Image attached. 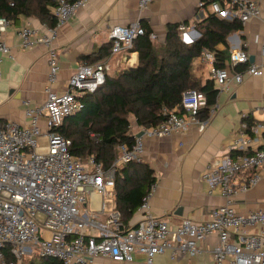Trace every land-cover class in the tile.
I'll return each mask as SVG.
<instances>
[{"label": "built area", "instance_id": "2783aa9c", "mask_svg": "<svg viewBox=\"0 0 264 264\" xmlns=\"http://www.w3.org/2000/svg\"><path fill=\"white\" fill-rule=\"evenodd\" d=\"M89 0H54L51 9L56 26L33 27L30 22L17 33L19 48H44L47 57V82H56L59 73L58 55L54 43L58 28ZM151 0H139L138 9L145 10ZM261 0H210L211 14L241 26L261 17ZM206 4L198 3L199 8ZM224 7V8H223ZM223 10H225L223 12ZM10 22L0 19V54L10 53L3 36ZM177 32L186 44L199 38L198 32L179 24ZM145 35L138 24L113 26L109 30L111 54L129 52L134 42ZM154 41L156 36L149 35ZM259 42V64L250 63L243 48L230 51L223 68L215 67L212 52L203 50L198 62L207 69L208 79L217 87L218 94L228 93L243 82L245 76L259 77L264 72V35ZM245 69L239 71V68ZM109 66L105 63L77 67L70 76L66 91H46V100L38 107L28 106L24 111L26 124L0 122V264H6L4 249L18 261L37 251L39 258L55 259L62 264H88L96 258L113 262H132L134 254L153 264L155 256L167 251L173 256L197 253L196 243L217 236V245L211 249L214 264H264V208L240 214L234 208V199L254 189L264 179V145L254 147L252 136L264 133V123L247 124L243 117L241 131L229 146L226 155L215 164H207L202 178L208 194L217 193L224 203L216 207L204 223L183 220L177 226L155 218L150 201L156 183L137 209L138 220L125 229L120 214L112 208L105 223L97 215L105 210L113 197L117 170L127 163H140L145 154L144 140H160L180 136L192 128L208 124L201 120L199 111L205 97L196 91L182 94V114L164 110L166 119L155 127L130 128L134 141L131 146H118V154L108 169L90 156L80 162L69 152L70 142L60 133L64 120L81 109L79 98L93 94L105 81ZM141 134V137H137ZM85 207V209H84ZM39 215L43 219L38 218ZM258 229V233H251ZM260 229V230H259ZM90 259V261H89Z\"/></svg>", "mask_w": 264, "mask_h": 264}, {"label": "crops", "instance_id": "0c3cea01", "mask_svg": "<svg viewBox=\"0 0 264 264\" xmlns=\"http://www.w3.org/2000/svg\"><path fill=\"white\" fill-rule=\"evenodd\" d=\"M138 1L89 0L84 8L60 26L54 43L59 73L53 84H49L46 79L48 66L44 48L36 46L21 50L17 36L26 22L36 28L44 24L25 17H19L15 23L10 24L3 36L10 53L0 54V122L26 124V108L43 105L47 90L54 93L65 92L68 79L83 63H105L109 66L107 75L110 76L135 68L137 54L130 51L113 56L110 46L109 55L101 58L99 51L111 43V27L132 23L146 25L156 36L154 41L162 43L168 25L185 24L197 33L195 26L211 14L210 0H151L142 11L138 9ZM199 2L206 4L204 8L198 7ZM260 8V19L251 20L241 26L240 30L222 34L225 44L218 43L214 49L227 51V58L223 63L228 60L230 51L236 48H243L254 63H260L261 45L255 42V37L261 38L264 35V0H261ZM192 68L198 79L202 82L208 80L207 69L199 64L198 59ZM214 87L217 89L215 85ZM211 109L213 114L208 118V124L202 128H192L171 138L144 140V160L156 178V190L150 201L151 214L171 226H177L183 220L204 223L210 219L211 212L224 203L217 193L208 194L207 184L202 178L204 168L207 164L218 163L230 154L228 148L241 131L243 117L251 124L264 123V72L259 77L245 76L243 82L233 86L230 92L218 94ZM132 127L136 134L134 123ZM252 137L255 148L264 145V133ZM233 205L240 214L264 208V179L254 189L238 195ZM112 208L114 190L104 212L97 215V221L105 223ZM137 220L136 211L129 227L135 225ZM251 233H258V229ZM217 241V236L198 241L194 257L173 256L167 251L155 256L153 264H214L211 249L217 245ZM88 264H146V261L144 256L134 254L132 262L117 263L107 258H96Z\"/></svg>", "mask_w": 264, "mask_h": 264}, {"label": "trees", "instance_id": "16d2710c", "mask_svg": "<svg viewBox=\"0 0 264 264\" xmlns=\"http://www.w3.org/2000/svg\"><path fill=\"white\" fill-rule=\"evenodd\" d=\"M54 0H0V19L10 24L19 17L34 18L39 24L56 26L51 9ZM224 8V7H223ZM145 35L133 44L130 53L137 54L135 68L123 70L113 76L106 75L104 83L93 93L79 98L81 109L66 118L59 133L70 142L69 152L80 162L90 156L108 169L118 154V146H131V122L136 127H155L166 119L167 112L182 114L181 98L186 91H196L205 97V105L199 111L201 120L208 118V110L215 104L218 90L212 80L202 82L193 73V63L203 50L212 52L215 67L223 68L227 51L214 49L225 44L223 33L241 29L237 20L221 19L215 14L195 26L199 38L192 44L182 42L177 28L168 25L165 40H150L151 31L141 25ZM111 43L99 51L101 58L109 55ZM245 66L239 68V71ZM244 121L251 125L248 119ZM156 183L153 170L145 163H127L116 172L114 209L120 214L125 229L151 186ZM6 264L17 260L4 249ZM28 264H62L55 259L39 258Z\"/></svg>", "mask_w": 264, "mask_h": 264}, {"label": "rangeland", "instance_id": "374dc122", "mask_svg": "<svg viewBox=\"0 0 264 264\" xmlns=\"http://www.w3.org/2000/svg\"><path fill=\"white\" fill-rule=\"evenodd\" d=\"M225 10H223V12H224ZM181 37V36H180ZM182 40V39H181ZM183 42V41H182ZM154 43L155 44H158L157 43V40L156 41H154ZM184 43V42H183ZM131 126H133V121L131 122ZM143 163H145V160H144V158H143V161H142ZM146 164V163H145ZM38 218H40V219H43V216L42 215H39L38 216ZM38 260V256H37V251H32V253L29 255V256H27V255H25V256H23L20 260H18L17 261V264H28V263H30V262H36Z\"/></svg>", "mask_w": 264, "mask_h": 264}, {"label": "water", "instance_id": "95a60500", "mask_svg": "<svg viewBox=\"0 0 264 264\" xmlns=\"http://www.w3.org/2000/svg\"><path fill=\"white\" fill-rule=\"evenodd\" d=\"M253 61H254L253 58H249L250 63H253ZM137 137H141V134H138ZM89 261H90V259H89Z\"/></svg>", "mask_w": 264, "mask_h": 264}]
</instances>
